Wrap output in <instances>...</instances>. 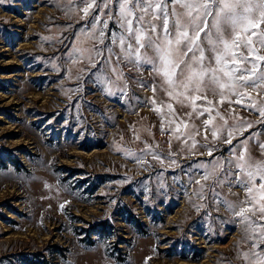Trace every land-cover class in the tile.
<instances>
[{
	"label": "rangeland",
	"instance_id": "1",
	"mask_svg": "<svg viewBox=\"0 0 264 264\" xmlns=\"http://www.w3.org/2000/svg\"><path fill=\"white\" fill-rule=\"evenodd\" d=\"M84 6L0 3V264H256L251 253L264 256V236L253 237L259 226L246 228L212 200L215 173L205 181L181 168L210 159L205 144L229 157L230 131L241 156L264 161L255 111L264 109V91L201 90L181 107L150 66L122 63L124 94L109 96L110 85L90 76L92 62L75 54L92 46L79 29ZM254 26L257 35L264 30L258 13ZM237 38L255 40L242 29ZM253 47L231 51L264 55ZM240 132L254 138L240 145ZM217 191L237 211L264 197L227 185Z\"/></svg>",
	"mask_w": 264,
	"mask_h": 264
},
{
	"label": "snow or ice",
	"instance_id": "2",
	"mask_svg": "<svg viewBox=\"0 0 264 264\" xmlns=\"http://www.w3.org/2000/svg\"><path fill=\"white\" fill-rule=\"evenodd\" d=\"M68 4L69 7L85 5L79 29L89 34L92 46L75 54L86 56L92 62L90 76H95L96 83L100 85H110L104 89L109 96L124 94L122 70H117V65L122 63L150 66L161 78L162 90L169 98L175 97L181 107L185 106V100H190L192 93L201 90L215 93L226 89L233 95L241 94L236 91L240 87L264 91V55L250 59L248 55L231 51L241 47L248 53L255 52L254 43L264 48V30L257 35L254 26L257 13L260 22L264 23V0H68ZM238 29L254 36L255 40L233 39ZM75 36L74 32L73 38ZM96 36L100 37L99 44L94 39ZM93 54L100 59L96 60ZM226 60L232 63L225 64ZM236 60L243 61V65H237ZM168 108L175 115L171 104ZM255 111L261 117L258 123L264 126V109L255 108ZM245 123L249 128L252 126L250 122ZM233 135V132H227L225 140L229 145V157H217L213 147L201 145L208 148L210 159H194L181 170L187 172L191 169L202 175L205 181L215 173V179L209 186L212 200L228 207L244 221L246 228L259 226V233L253 232V237L258 238L264 236V197L260 204L247 209L240 207L237 211V205L224 199L217 191L227 185L229 188L242 187L248 195L257 191L264 193V161L256 162L241 156L236 151L237 145L233 144ZM239 135L243 137L237 141L240 145L254 138L253 133L244 136L240 132ZM213 137L218 138L215 132ZM177 138L181 137L178 135ZM259 146L264 152V143ZM172 163L176 161L173 159ZM189 175L190 183H200ZM253 178L260 180L259 189L251 186ZM176 179L174 176L173 180ZM197 195L202 196V193ZM247 203L252 204V201ZM256 238L249 243L259 249L261 246ZM248 256L245 253L246 259ZM251 257L256 264H264L261 252H252Z\"/></svg>",
	"mask_w": 264,
	"mask_h": 264
}]
</instances>
